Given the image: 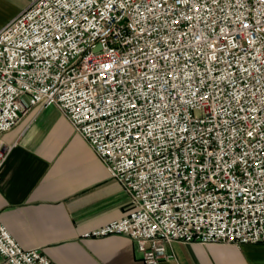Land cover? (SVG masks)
I'll list each match as a JSON object with an SVG mask.
<instances>
[{
	"label": "built area",
	"instance_id": "built-area-1",
	"mask_svg": "<svg viewBox=\"0 0 264 264\" xmlns=\"http://www.w3.org/2000/svg\"><path fill=\"white\" fill-rule=\"evenodd\" d=\"M0 30L2 136L56 107L130 199L90 236L144 264L264 244V0H28ZM7 264H53L0 221Z\"/></svg>",
	"mask_w": 264,
	"mask_h": 264
},
{
	"label": "crops",
	"instance_id": "crops-1",
	"mask_svg": "<svg viewBox=\"0 0 264 264\" xmlns=\"http://www.w3.org/2000/svg\"><path fill=\"white\" fill-rule=\"evenodd\" d=\"M22 10L0 0V30ZM2 140L13 149L1 170L0 221L22 248L53 264H144L132 239L90 236L126 217L130 199L56 107L32 109ZM168 252L175 259L160 264H264V244L175 242Z\"/></svg>",
	"mask_w": 264,
	"mask_h": 264
},
{
	"label": "rangeland",
	"instance_id": "rangeland-1",
	"mask_svg": "<svg viewBox=\"0 0 264 264\" xmlns=\"http://www.w3.org/2000/svg\"><path fill=\"white\" fill-rule=\"evenodd\" d=\"M15 4L19 5L22 9H25L29 2L28 0H14Z\"/></svg>",
	"mask_w": 264,
	"mask_h": 264
}]
</instances>
